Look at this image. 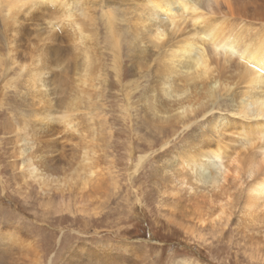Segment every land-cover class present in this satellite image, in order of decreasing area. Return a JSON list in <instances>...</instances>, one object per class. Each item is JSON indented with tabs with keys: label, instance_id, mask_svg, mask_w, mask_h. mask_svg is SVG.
Instances as JSON below:
<instances>
[{
	"label": "rangeland",
	"instance_id": "374dc122",
	"mask_svg": "<svg viewBox=\"0 0 264 264\" xmlns=\"http://www.w3.org/2000/svg\"><path fill=\"white\" fill-rule=\"evenodd\" d=\"M73 1L71 20L88 26L81 50L67 35L73 34L68 24L63 28L66 34L51 29L55 17L43 6L26 15L21 10L12 23L0 4V242L8 235L25 234L23 239L35 242L40 264H62L66 259L90 264L88 259L95 263L100 258L110 264H264V214L247 220L240 213L251 182L244 172L250 164L259 169L260 156L243 148L236 135L223 134L229 178L216 191L189 185V180L180 186L173 168L167 167L192 134L205 131V119L247 121L232 117L224 107H210L213 111L192 120L184 133L180 125L160 139L156 131L149 133L139 112L140 93L149 78L115 77L107 20L110 17L120 41V68L127 69L130 53L122 36L128 16L122 10L131 7L132 0ZM48 31L56 33L53 40ZM89 34L92 40L83 39ZM10 46L18 64L8 62ZM86 46L99 67L97 87L85 85L90 95L79 93L76 105L68 109ZM39 56L40 70L34 71L45 82L42 95L29 77ZM237 57L233 55L231 62L237 63ZM64 116L74 125L72 131L63 129ZM84 145L91 151L90 163L85 164ZM224 165L226 160L221 171ZM33 171L39 176L30 175ZM212 192L217 194L211 196ZM209 197L217 199L211 215L203 204ZM217 204L224 209L220 217ZM202 213L206 216L199 217ZM81 245L85 251L76 250ZM124 245L130 249L125 251ZM16 252H11L14 257Z\"/></svg>",
	"mask_w": 264,
	"mask_h": 264
},
{
	"label": "bare ground",
	"instance_id": "6f19581e",
	"mask_svg": "<svg viewBox=\"0 0 264 264\" xmlns=\"http://www.w3.org/2000/svg\"><path fill=\"white\" fill-rule=\"evenodd\" d=\"M72 1L0 0V4L5 7L12 23L16 22L15 17L21 10L26 15L36 6H43L44 11L55 17L56 23H49L51 29L56 28L66 34L63 28L68 24L73 34L67 35L72 38L75 48L80 49L83 44V41H80L88 26L71 20ZM130 3L131 7L122 10L123 14L128 16L127 20L123 19L126 21V31L122 36L125 40L124 46L130 53L126 56L130 61L127 69L120 68L119 39L112 28L110 17L106 16L114 56L115 77L118 81L149 78L148 85L140 93L139 108L149 133L156 131L160 139V135L174 133L179 125L185 129L184 133L189 129L192 120L200 116L205 118L211 113L213 110L210 107H224L231 111L232 117L247 121L244 124L242 121H231L225 117L205 119V131L191 135L194 132L191 130L186 134L191 135L190 140L184 143L183 149L173 157L167 167L173 168V177L178 179L180 186L187 185L185 181L189 180L192 181L189 185L199 184L209 187L211 191L222 189L229 178L227 162L229 163L230 158L222 150L224 146L221 145L220 137L223 134L236 135L240 138L241 146L255 152L256 157L260 156L259 162L262 163L259 169L250 164L245 170L244 174L251 178V182H248L246 187L245 203L240 207L241 215L247 220L258 218L261 213L264 214V0H132ZM189 24L193 30L188 29ZM73 25H76L78 30H75ZM13 31L15 32L14 28ZM48 33L53 40L56 33ZM92 37L93 35L89 34L83 39L92 40ZM89 49L87 46L83 47L84 59L80 72L77 70L74 75L76 92L74 96L69 95L67 98L68 109L74 106L79 93L90 95V91H85V85L97 87L95 83L99 79V67ZM233 55L238 56L237 63L231 62ZM15 57V48L8 47V62L18 64ZM40 57L33 62L29 77L37 87L34 90L42 95L44 92L41 89L45 87V82L39 80L40 74L35 72ZM18 67L20 70L24 69V66ZM42 117L40 121L45 119ZM65 118L68 119L64 116L60 120L65 122ZM73 128L74 125L70 121L65 122L63 126L67 132ZM151 143L154 144V141ZM89 147L90 145L84 147L81 161L83 164L90 163ZM164 148L165 146L162 149ZM141 160L143 157L139 158V163ZM223 160H226V165L221 171ZM28 161L27 169H30L33 165L31 160ZM90 167L87 166V169L90 170ZM137 168L135 165L134 171ZM35 172H30V175L39 176L35 175ZM215 194L217 193L212 192L211 196ZM213 201L217 199H205L204 207L210 211ZM217 208L220 217L224 214L223 205L217 204ZM210 213L212 212L210 211L209 215ZM204 216V213L199 215ZM22 235L19 238L16 235H8L6 242H0V264L41 263L35 242L23 239L26 235ZM84 247L77 246L76 250L82 251ZM123 247L125 251L130 249L126 245ZM74 249L72 252L75 253ZM13 250L19 251V255L16 252L17 256L14 257L11 253ZM103 251L106 253V250ZM107 255L110 256L108 252ZM88 261L90 264H110L102 258L95 263L90 259ZM62 264H71V261L66 259Z\"/></svg>",
	"mask_w": 264,
	"mask_h": 264
}]
</instances>
